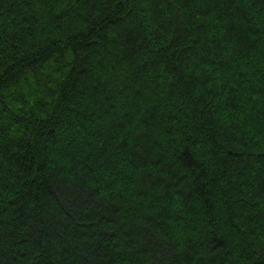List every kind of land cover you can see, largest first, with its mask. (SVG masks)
Listing matches in <instances>:
<instances>
[{
  "label": "trees",
  "instance_id": "1",
  "mask_svg": "<svg viewBox=\"0 0 264 264\" xmlns=\"http://www.w3.org/2000/svg\"><path fill=\"white\" fill-rule=\"evenodd\" d=\"M0 264H264V0H0Z\"/></svg>",
  "mask_w": 264,
  "mask_h": 264
}]
</instances>
